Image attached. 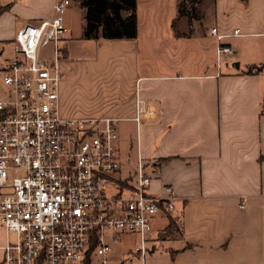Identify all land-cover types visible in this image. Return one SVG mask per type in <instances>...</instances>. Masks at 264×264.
<instances>
[{"label":"crops","instance_id":"1","mask_svg":"<svg viewBox=\"0 0 264 264\" xmlns=\"http://www.w3.org/2000/svg\"><path fill=\"white\" fill-rule=\"evenodd\" d=\"M53 1L0 0V67L15 55L17 30L48 16ZM181 1L136 0L135 37L83 39L84 9L72 0L58 60L59 114L112 118L121 175L154 163L149 190L163 197L172 189L174 206L151 219L144 253L139 235L122 233L108 239L107 263L119 243L141 264H264V0H200L191 17L179 13ZM212 27L230 55L218 56ZM70 41L80 51L72 60ZM74 64L86 69V111L68 104ZM249 66L262 69L247 73ZM145 107L153 114L136 121ZM13 240L0 227V264Z\"/></svg>","mask_w":264,"mask_h":264},{"label":"built area","instance_id":"2","mask_svg":"<svg viewBox=\"0 0 264 264\" xmlns=\"http://www.w3.org/2000/svg\"><path fill=\"white\" fill-rule=\"evenodd\" d=\"M71 2L54 0L48 16L19 28L15 55L0 67V227L14 234L2 264H82L94 255L106 264L109 240L122 233L139 235L144 253L151 219L174 206L170 186L163 197L149 190L156 164L121 175L112 118L59 114V43ZM210 33L218 56L230 55L224 35ZM153 112L138 109L134 119Z\"/></svg>","mask_w":264,"mask_h":264},{"label":"trees","instance_id":"3","mask_svg":"<svg viewBox=\"0 0 264 264\" xmlns=\"http://www.w3.org/2000/svg\"><path fill=\"white\" fill-rule=\"evenodd\" d=\"M199 1L182 0L178 4L179 13L188 14V8L194 7ZM78 3L85 14L83 39H128L136 36V0H78ZM261 69L262 66H249L247 73L258 72ZM172 229L171 225L165 228L168 232ZM94 244L95 241L91 245V250ZM90 262L91 259L88 258L82 264H90Z\"/></svg>","mask_w":264,"mask_h":264},{"label":"rangeland","instance_id":"4","mask_svg":"<svg viewBox=\"0 0 264 264\" xmlns=\"http://www.w3.org/2000/svg\"><path fill=\"white\" fill-rule=\"evenodd\" d=\"M194 7L191 6L188 8V17L194 16L195 11L193 9ZM62 41V40H61ZM59 43V45L62 47H64L65 44H63V42ZM70 50H69V54H68V59L72 60V56L75 53H79V47L78 44L70 41ZM63 49V48H62ZM49 47H46L44 49V51H48ZM82 53L84 54L85 52L82 51ZM2 74H3V70H0V82L2 79ZM70 75L68 76V78L66 79V86H67V95H68V104H70V106H72L76 111H86V109H91L90 107L93 106V103L89 100L90 98V88H89V82H88V78L86 77L87 73H86V69L81 71L75 68V64L74 67L71 68V71L69 73ZM1 91H0V95H1ZM126 169H122V173L126 174ZM112 189V188H110ZM140 240V239H139ZM121 245H123V243L121 242ZM116 248V254L115 256L111 259L112 261H110L111 264H118L120 262V260H122L123 264H141V259L139 258V256L137 255L136 252H130V253H126L125 255L122 254L121 250H120V245L118 243V246L115 247ZM98 256L94 255L92 257L91 260V264H99L98 263ZM109 264V263H106Z\"/></svg>","mask_w":264,"mask_h":264},{"label":"water","instance_id":"5","mask_svg":"<svg viewBox=\"0 0 264 264\" xmlns=\"http://www.w3.org/2000/svg\"><path fill=\"white\" fill-rule=\"evenodd\" d=\"M236 65H237V63H236Z\"/></svg>","mask_w":264,"mask_h":264}]
</instances>
